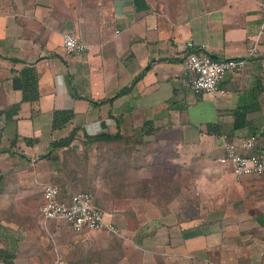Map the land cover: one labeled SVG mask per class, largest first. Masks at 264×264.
<instances>
[{
  "label": "crops",
  "instance_id": "obj_1",
  "mask_svg": "<svg viewBox=\"0 0 264 264\" xmlns=\"http://www.w3.org/2000/svg\"><path fill=\"white\" fill-rule=\"evenodd\" d=\"M67 31L88 50L66 53ZM188 43L213 59H244L222 81L223 95L191 91L183 74ZM250 45L257 47L252 55ZM59 110L73 115L54 127ZM74 130L70 148L81 154L85 134L141 141L132 148L133 172L150 186L148 194L118 196L106 214L151 257L264 264V184L236 178L218 161L224 143L253 136L264 144L258 0H112L109 7L0 0V264L90 263L88 237L101 231L75 234L61 221L43 223L38 212L46 184L73 188L71 171L61 172L68 147L56 159L48 153ZM87 150L91 155L94 147ZM154 178L176 179L179 195L158 207Z\"/></svg>",
  "mask_w": 264,
  "mask_h": 264
},
{
  "label": "built area",
  "instance_id": "obj_2",
  "mask_svg": "<svg viewBox=\"0 0 264 264\" xmlns=\"http://www.w3.org/2000/svg\"><path fill=\"white\" fill-rule=\"evenodd\" d=\"M259 13L264 21V0H258ZM62 43L66 53H82L89 46L71 32H64ZM189 52L183 60V74L188 77V86L194 94H220L225 91L221 83L226 75L240 69L244 64L242 58L213 59L207 53L194 52L192 43H188ZM248 55L257 52L256 45H250ZM237 148L249 150L244 154ZM225 154L218 159L222 164H229L233 175H255L264 179V144L257 146L256 139L251 136L239 143H224ZM40 220L45 223L57 220L65 223L72 232L108 231L117 233V227L107 214L94 206L92 196L86 190L73 191L67 198H60V190L56 184L48 183L43 187L42 202L39 206Z\"/></svg>",
  "mask_w": 264,
  "mask_h": 264
},
{
  "label": "trees",
  "instance_id": "obj_3",
  "mask_svg": "<svg viewBox=\"0 0 264 264\" xmlns=\"http://www.w3.org/2000/svg\"><path fill=\"white\" fill-rule=\"evenodd\" d=\"M93 4L98 5L99 7H109L112 0H92ZM125 89L121 90L119 93L124 92ZM72 113L69 111L59 110L55 111L53 115V126L61 127L66 124L72 118ZM147 123H144V126ZM241 123H236L235 126H240ZM76 130L72 131L68 136L64 138H60L55 140L50 145L49 155L53 157V159L58 158V154L56 151L62 147H68L70 149V145L74 141ZM148 131L144 130L143 133H147ZM141 141L138 139H133L130 136L122 135L120 133L116 134H107V133H98L95 135H86L83 139H80V144L82 146V163H88L90 155H88L89 151L87 150L89 147H94V152L96 154V170L95 174L98 176V179L101 180L102 185L100 186H91L90 179L85 178L80 182L74 181L73 190L82 189L86 190L92 196V201L95 207L104 210L107 209V203H110L116 197H127L129 199H143L148 194V190L150 189L145 181L137 176L135 172H133V165L135 161L133 160V152L132 148L139 145ZM47 156L50 158V156ZM133 163V164H132ZM69 169V168H68ZM61 170L66 172V168L63 166ZM61 173V172H60ZM62 174V173H61ZM60 174V177H61ZM91 178V174H90ZM86 182V183H85ZM176 179H152V189L155 192V199L153 200L155 204L160 207L170 202L175 196L179 195L180 185L177 184ZM60 190V198L63 200L67 198V195L71 193V191H65L64 186L57 183L56 184ZM73 192V191H72ZM137 205V201L133 203ZM56 221V220H53ZM115 224V223H114ZM140 224V222H139ZM117 233H112L103 230L111 236L110 246H107L105 250H89L90 263L89 264H120L124 258V250L118 242V236L121 233L120 228H118ZM100 232V231H97ZM102 232V231H101ZM75 233V232H73ZM81 234V233H75ZM141 250V249H140ZM141 254V251H140ZM132 257V256H131ZM133 258V257H132ZM133 261H129L126 264H140L141 257L133 258ZM160 259L158 255H156V261ZM172 264H195L191 261L185 262L180 258H176L173 260ZM158 264H165L163 260H158Z\"/></svg>",
  "mask_w": 264,
  "mask_h": 264
},
{
  "label": "rangeland",
  "instance_id": "obj_4",
  "mask_svg": "<svg viewBox=\"0 0 264 264\" xmlns=\"http://www.w3.org/2000/svg\"><path fill=\"white\" fill-rule=\"evenodd\" d=\"M261 143H264V138L261 139ZM79 148H81V147H79ZM91 151H92V154L90 155V160H89V163H87V164L82 163L81 152L77 151V149H75V148L68 149L67 153L61 152L60 155L62 157L64 167L67 169L66 172L71 171V173H72V174H70L72 181H78L81 177H84L83 174L86 173V171H87L86 169L89 165L91 178H90V181L88 180V182H90L91 186L97 187L98 185H102V182L100 179H98V176L95 174L96 154H95L94 150H91ZM242 153L249 154V153H251V151L248 150V151L242 152ZM83 168H85V169H83ZM83 171H85V172L83 173ZM61 172L65 173L64 170H61ZM84 179L85 178H82V180H84ZM242 179L247 180V181L257 180L256 182L259 185L264 184V179L261 177L255 176V175H243ZM82 180L80 179V182ZM60 181H61V179H60ZM64 189H65V191H71V192L78 190V189L73 190L74 188L71 190H68V188H66V187H64ZM125 204H127V203L122 202V203H120V206H124ZM103 211H105V213H107V212H110V209L105 208ZM131 220H132V218H128L129 223L131 222ZM119 221L120 220H118V222ZM62 224H64V223H62ZM91 233L95 234L96 232H91ZM129 236L130 235H126L125 233L120 234L118 236V242L124 250V258L122 261H120L121 262L120 264H126L129 261H133L134 260L133 258H137L138 256H140L141 260H142L140 264H145V262H152V261H153L152 263L158 264L157 263L158 260H163V262H165V257L163 256L164 257L163 258L162 254L158 255L157 253H154V254H152V257H151L152 252H148V251L144 252L142 249L140 250V248H139L140 246H137V244H134V242L132 241V239H130ZM110 239H111V236H109V234L106 232H100L94 236L93 235L89 236L88 240L90 241V245H91V248L89 250H91V249H93V250H99V249L105 250L107 248V246L111 245ZM140 251H141V254H140ZM146 252L149 253L148 258H147ZM156 255H158V257L160 258L157 261H156ZM166 259L168 260L169 257ZM173 262H174L173 260H170V262L169 261H168V263L165 262V264H172Z\"/></svg>",
  "mask_w": 264,
  "mask_h": 264
}]
</instances>
